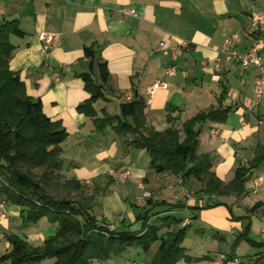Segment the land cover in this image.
I'll list each match as a JSON object with an SVG mask.
<instances>
[{
    "label": "crops",
    "instance_id": "crops-1",
    "mask_svg": "<svg viewBox=\"0 0 264 264\" xmlns=\"http://www.w3.org/2000/svg\"><path fill=\"white\" fill-rule=\"evenodd\" d=\"M262 8L264 0H0V25L14 21L23 34L9 36L13 47L8 62L10 71L18 75L28 96L41 101L44 115L58 122L66 133L60 144L64 175L96 187L95 181L101 178L113 184L108 172L126 167L129 170L126 182L134 184L141 192L137 202L145 212L141 210L133 218V212L124 211L128 215L126 227L138 232L141 229L135 225L138 219L142 222L149 218L150 223L160 215L165 216L164 211L170 205L162 197L165 191L172 192V203L183 206L165 213L181 217L183 222L190 220V225L196 221L200 199L206 197H197L187 190L177 176L156 174L146 165L149 156L144 150L128 145L129 138L116 135L110 126L97 131L92 119L77 110L90 98L80 76L87 72L84 48L94 52L95 63L106 64L107 85L102 91L115 97V115L121 103L141 98L145 104L146 126L157 132L178 130L182 140L183 123L210 110H221V121H205L196 126L199 132L196 154L209 156L210 172L223 185L233 179L237 169H251L247 171L239 195L215 193L207 199L237 202L245 210L260 215L264 223V90L259 97L252 91L258 71L251 66L240 75L230 70L227 63L221 62L217 68L211 65L224 37L248 31L251 15ZM127 9L134 10L135 15L121 13ZM41 34L53 37L47 58L40 51ZM167 34L189 43V48L175 61L153 51L163 40H168V46L176 45ZM250 36L242 37L238 51L244 52L250 47ZM262 42L259 56L264 67V33ZM169 66H175L174 76L164 75ZM94 69L91 79L98 81L94 84L99 86ZM156 82L161 85L151 88ZM94 105L95 114L101 117ZM211 130L216 131L213 136ZM255 180H259L260 185L256 194H252L256 196L252 201L254 205L241 204L254 188ZM124 189L128 194L129 188H121ZM182 190L191 194L186 205L181 200ZM144 192L150 196L144 198ZM9 203L5 202V214L0 219V256L11 249L6 236L17 230L10 224L17 223V227L24 221L21 207L10 203L12 206L7 208ZM165 204L167 206H162ZM115 211L111 209L105 214L97 211V217L92 216L117 231L121 225H111L109 221L116 216L118 222L123 223L124 214L113 213ZM131 224L134 226L130 227ZM169 228H160L158 236H164ZM121 256L94 260L90 264H107L109 259ZM232 256L235 255H225L221 264ZM147 262L142 264H151Z\"/></svg>",
    "mask_w": 264,
    "mask_h": 264
},
{
    "label": "trees",
    "instance_id": "trees-1",
    "mask_svg": "<svg viewBox=\"0 0 264 264\" xmlns=\"http://www.w3.org/2000/svg\"><path fill=\"white\" fill-rule=\"evenodd\" d=\"M10 35H23L14 21L0 25V197L4 202L20 206L27 222L34 223L45 217L57 225V230L39 248L28 247L17 236H6L11 250L0 256V263L34 264L51 258V264H89L93 260L118 256L132 247L147 252L155 241H159V245L151 264H176L181 258L190 261L181 245L185 228L174 229L161 237L154 225L147 226L149 218H146L138 232H119L96 221L89 214L90 206L55 198L50 193L60 175L64 179L63 185L69 189L78 191L82 186L61 174L60 144L66 137L64 129L44 115L41 101L26 94L18 75L8 67L13 51L8 40ZM83 53L88 72L80 76L90 98L77 110L92 119L97 131L110 126L116 135L130 138L128 145L147 153L149 167L156 174L168 173L179 177L183 183L193 178L210 194L239 195L242 192L247 171L251 168L237 169L233 179L223 185L210 172L209 156L196 154L199 133L196 126L205 121H221V110H210L183 123L182 140L178 130L170 128L157 132L146 126L145 104L141 98L121 103L118 115L97 117L92 104L102 97L108 71L104 62H94V52L90 48H84ZM94 66L100 79L99 86L91 79ZM175 208L182 209L183 206L169 205L164 211L165 216L160 215L157 219L172 221L175 225L181 223V217L165 213Z\"/></svg>",
    "mask_w": 264,
    "mask_h": 264
},
{
    "label": "rangeland",
    "instance_id": "rangeland-1",
    "mask_svg": "<svg viewBox=\"0 0 264 264\" xmlns=\"http://www.w3.org/2000/svg\"><path fill=\"white\" fill-rule=\"evenodd\" d=\"M93 68H95L93 74L97 75L99 79L96 67L94 66ZM86 70L88 72V68H86ZM97 82L98 81L94 80L93 83ZM114 98L115 97H111L102 91V97L94 102L95 105L94 103L92 105L95 106L93 107L97 112L113 116L116 113L115 107L117 105V103L114 102ZM148 164L149 162H147L146 165ZM62 173L63 175L65 174L63 169L61 171V174ZM63 182L64 179L60 175L58 183L51 186L50 193L55 198H66L77 201L81 206L87 208H89V206L91 208L92 200L95 198L92 207V215L97 217V211L105 214L108 213L109 210L115 209L117 211L113 213L124 214V221L123 223L118 222V217L115 216L109 221L111 222V225L117 223L121 225L122 228L120 227L119 230H117L119 232L132 233V231H134H129L128 227H126L128 223V215L124 212L130 210V212H133V218H136L143 208L139 207L137 202L141 192L135 189L136 186L134 184H129L127 182H114L115 184H112L109 179L101 178L95 181L96 187L99 188L92 186V184L87 185L80 183L82 187H80L78 191H73L72 189H69V187L64 186ZM126 187L129 188L128 194L126 189L121 190V188ZM185 187L197 197H206L200 199L202 201L200 203L201 207L197 210V218L196 221H194V224L190 225V220H188V222L182 221L175 225L172 221H159L158 219V221L154 220L147 223V226L154 225L158 230L162 227H170L168 232H173L174 229L176 231L185 228L181 245L184 248L185 254L188 255L191 260L186 262L184 258H181L176 264H221L225 255L228 254H234L236 257L240 258L242 264H264V229L262 228L264 223L261 222L260 215L258 216V214L252 213L253 211L250 212V209L245 210L241 206H238L237 202L234 203L232 200L211 199L212 201H209L207 198L210 197V193H206L203 190V187L193 178H189L188 181H185ZM112 190L115 191L110 194V191ZM172 195L171 191H165L163 194V199L168 200L167 204H176V202L172 203ZM246 195L245 200L242 201L241 204L254 205V202L252 201L256 196L252 195L250 192ZM11 206L12 204L9 203L7 208H10ZM23 219L24 221L19 223L17 227V223L9 224L17 229L13 235H16L19 239L23 240L30 248L41 247L45 239L48 238L49 235H54L57 230V225L50 223L45 217L40 218L34 223H27L25 214H23ZM141 224L142 222L138 219L135 225L139 228ZM133 226V224L130 225V227ZM5 240L3 239L4 242ZM158 244L159 241L153 242L146 253H144L139 247L128 248L120 254L122 255L121 257L109 259L107 264H136L146 263L147 261L149 262L151 261V257L157 249ZM0 247H2V245H0ZM4 253L5 252L1 255H4ZM51 263H53V260L48 258L34 264Z\"/></svg>",
    "mask_w": 264,
    "mask_h": 264
},
{
    "label": "built area",
    "instance_id": "built-area-1",
    "mask_svg": "<svg viewBox=\"0 0 264 264\" xmlns=\"http://www.w3.org/2000/svg\"><path fill=\"white\" fill-rule=\"evenodd\" d=\"M124 15H135V11L131 9L123 10L121 12ZM264 33V8H262L259 12L251 15L249 30L244 31L242 33H233L228 36H225L222 42V45L219 50H215L216 58L211 63V65L215 68L219 65V63L224 62L230 66V70L237 71L240 75L243 74L246 70H248L251 66L255 67L258 71V75L253 83L252 91L253 94L257 97L260 96L262 91L264 90V67L261 62V58L259 56V51L262 48V36ZM251 35V36H250ZM251 37L250 47L244 51L240 52L237 49V46L241 42L242 37ZM168 39H172L176 42L174 46H168L167 41L163 40L158 42V44L154 47L153 51L161 53L165 56H170L173 61L182 53L184 49L189 48V43L183 39H177L176 36L167 34ZM39 39L42 42L41 46V54L47 58L49 55V51L53 47V37L48 34H41ZM176 73L175 66H169L165 69V76H174ZM161 85L159 82H156L151 86L157 87ZM216 133L215 130H211L210 134L213 136ZM108 177L116 182V183H125L129 177V171L126 167L121 166L118 167L111 172H108ZM180 184V183H179ZM260 185L259 180L254 181V188L251 190V194H256L257 188ZM183 197L181 200L186 205L187 202L191 199V194L186 193L182 190ZM150 196L149 193L144 192L143 197L148 198ZM5 202L0 199V219L3 218ZM185 207V206H184ZM184 222H188L185 220ZM264 229V226H262ZM112 229V227H110ZM142 264V263H136ZM223 264H242L240 258L236 256H232L230 258H226Z\"/></svg>",
    "mask_w": 264,
    "mask_h": 264
},
{
    "label": "water",
    "instance_id": "water-1",
    "mask_svg": "<svg viewBox=\"0 0 264 264\" xmlns=\"http://www.w3.org/2000/svg\"><path fill=\"white\" fill-rule=\"evenodd\" d=\"M136 94H137V92H135V97H136Z\"/></svg>",
    "mask_w": 264,
    "mask_h": 264
}]
</instances>
